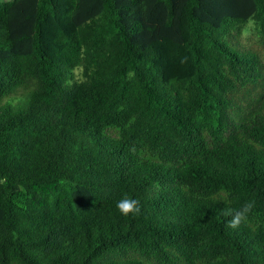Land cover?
<instances>
[{"label":"trees","instance_id":"trees-1","mask_svg":"<svg viewBox=\"0 0 264 264\" xmlns=\"http://www.w3.org/2000/svg\"><path fill=\"white\" fill-rule=\"evenodd\" d=\"M257 47L264 0H0V264H264Z\"/></svg>","mask_w":264,"mask_h":264},{"label":"clouds","instance_id":"clouds-1","mask_svg":"<svg viewBox=\"0 0 264 264\" xmlns=\"http://www.w3.org/2000/svg\"><path fill=\"white\" fill-rule=\"evenodd\" d=\"M251 205L246 206L242 212H238L230 222L232 227H236L244 219V214L248 211ZM117 208L122 215L137 214L140 211L139 202L132 198H123L117 203Z\"/></svg>","mask_w":264,"mask_h":264},{"label":"rangeland","instance_id":"rangeland-1","mask_svg":"<svg viewBox=\"0 0 264 264\" xmlns=\"http://www.w3.org/2000/svg\"><path fill=\"white\" fill-rule=\"evenodd\" d=\"M1 1H10V0H1ZM241 40L244 44L256 45L258 41V28L254 21L250 20L244 26V30L242 32ZM253 43V44H250ZM256 47V46H255ZM255 49V48H254ZM257 52L259 56L263 59L264 62V50H261L257 47ZM77 77L79 76V72L76 71Z\"/></svg>","mask_w":264,"mask_h":264}]
</instances>
